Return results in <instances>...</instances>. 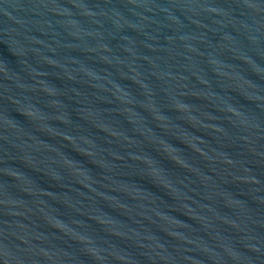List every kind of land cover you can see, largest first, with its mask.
I'll list each match as a JSON object with an SVG mask.
<instances>
[{
  "label": "water",
  "instance_id": "water-1",
  "mask_svg": "<svg viewBox=\"0 0 264 264\" xmlns=\"http://www.w3.org/2000/svg\"><path fill=\"white\" fill-rule=\"evenodd\" d=\"M0 264H264V0H0Z\"/></svg>",
  "mask_w": 264,
  "mask_h": 264
}]
</instances>
